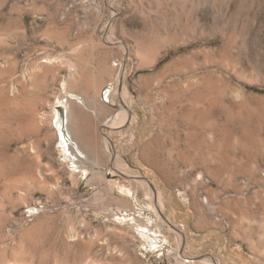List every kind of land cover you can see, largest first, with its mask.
<instances>
[{
	"label": "rangeland",
	"instance_id": "1",
	"mask_svg": "<svg viewBox=\"0 0 264 264\" xmlns=\"http://www.w3.org/2000/svg\"><path fill=\"white\" fill-rule=\"evenodd\" d=\"M64 81L102 100L76 108L87 177L50 122ZM205 259L264 264V0H0V264Z\"/></svg>",
	"mask_w": 264,
	"mask_h": 264
},
{
	"label": "bare ground",
	"instance_id": "2",
	"mask_svg": "<svg viewBox=\"0 0 264 264\" xmlns=\"http://www.w3.org/2000/svg\"><path fill=\"white\" fill-rule=\"evenodd\" d=\"M77 53V50H73V53L72 54H76ZM52 60V59H50ZM48 59H45L43 61L44 64H51V63H54V61H50ZM56 63V62H55ZM40 67V66H39ZM36 70V69H35ZM39 70V69H38ZM37 71V70H36ZM35 71V72H36ZM72 72H75V70L73 68H71ZM72 77H74V75L72 74ZM60 86V85H59ZM63 88H62V91H61V94L55 99L56 102L54 104H52L50 106V108L52 109V114H51V126L54 130V138L56 137V144L58 142H60V151L62 153L65 154L66 158H67V161L69 162L68 164H73L74 165V174L77 175V174H84L86 177L88 176L89 174V170L88 168L85 167V164L88 165L87 163H89L90 161H93V160H90V157L89 156L90 154H92V152H90L91 150H87V148L83 145V141L82 139L80 138V135H79V131H78V128H77V119H76V110L78 108H81L83 109V113L85 111H90L92 116H96L97 111L95 109L96 107V103H97V100L99 102L100 101V98L101 96L99 97V99H96V97L94 98V102H93V105L90 106V103L87 104V101L84 100V102L81 100V102H77V100H74V97L76 98H80L81 95L79 93H75V92H72L70 91V82L69 81H64L63 83ZM125 90V89H124ZM126 91V90H125ZM102 92V91H101ZM100 92V93H101ZM117 93V92H116ZM112 95V94H111ZM122 99L124 100H127V96H126V92H124L122 94ZM96 96V95H95ZM112 97V96H111ZM109 99H110V96H109ZM113 100V99H112ZM80 101V99H79ZM98 104V103H97ZM101 104H103L105 106V104L102 102ZM77 108V109H76ZM109 108V107H108ZM99 109V108H98ZM103 109H106V108H103ZM96 111V112H95ZM128 112L127 110H124L122 112H120L116 117L113 116L112 119L110 121H108V124H107V128L110 129V128H113V127H116V126H119L120 124L124 123L125 121H127V117H128ZM46 114H44L41 118L42 121H45L46 120ZM110 116V115H109ZM40 118V117H38ZM54 120H55V124H56V128L54 129ZM41 121V122H42ZM127 123V122H126ZM105 124V123H104ZM106 126V125H105ZM124 126V125H122ZM120 127V126H119ZM117 129V128H116ZM103 131V130H102ZM107 131V130H106ZM104 133V132H103ZM53 136V135H52ZM107 136V135H106ZM51 137V136H50ZM53 140V139H52ZM90 152V153H89ZM95 155V154H94ZM96 156V155H95ZM94 156V158H95ZM101 157V156H100ZM99 159L97 158H91V159H94V163L98 164L99 161L100 163H103L101 162V159L102 157ZM90 160V161H89ZM89 161V162H88ZM108 161V160H107ZM122 162V161H121ZM92 163V164H94ZM106 163V161H105ZM67 164V165H68ZM96 164H94L96 166ZM101 165V164H100ZM103 165V164H102ZM101 165V166H102ZM106 165V164H105ZM94 167V166H93ZM115 167L117 168H120L121 170L125 171L126 169L124 168V166H122L119 162H117L115 164ZM98 168V166H97ZM125 169V170H124ZM95 171V170H94ZM130 171V170H128ZM129 173V172H128ZM106 174V173H105ZM94 175V174H93ZM97 175V174H95ZM99 176V175H97ZM101 176V175H100ZM102 177V176H101ZM200 177V176H199ZM201 178V177H200ZM98 180L100 178H97ZM92 180V179H91ZM94 181V180H93ZM103 181H104V178H103ZM200 181V180H199ZM92 182V181H90ZM141 183V182H140ZM137 184V183H136ZM106 186L108 188V192H113L116 190L117 188V185L116 183L114 182H107L106 181ZM103 190V189H102ZM105 190V189H104ZM110 190V191H109ZM108 192L106 193L108 195ZM102 194V193H101ZM111 194V193H109ZM112 197V196H111ZM115 198V197H114ZM158 198V196H157ZM117 199V198H116ZM115 199V200H116ZM110 200V199H109ZM119 200V199H118ZM116 200V201H118ZM163 200V199H162ZM160 200V201H162ZM115 201V202H116ZM119 201H121L119 204L123 205L125 204L123 207L127 206L128 208H131L132 206V202L127 200V199H120ZM118 201V202H119ZM161 203V202H160ZM185 203V202H184ZM148 204H151V203H148ZM162 204V203H161ZM118 205V204H117ZM134 205V204H133ZM164 205V203H163ZM133 207V206H132ZM126 208V207H125ZM127 208V209H128ZM159 210L158 211H162L164 210L163 206L161 205V207H158ZM167 208V207H166ZM165 208V209H166ZM134 209V208H133ZM162 209V210H161ZM131 210V209H130ZM170 212V211H169ZM162 213V212H161ZM166 221V220H164ZM164 221L162 220V218L160 219V222H162V224L164 223ZM132 225L137 227V231L139 233V235L145 239L147 242L148 241H153L155 244H159V242H165V238H161L159 237L158 235H154V232L156 234L160 233V231H158V228L161 229L159 227V223L157 221L156 224L154 225L156 227V229L154 230V226H152V228H150V219L148 218H143L142 220H139V219H132ZM166 223V222H165ZM113 224V223H111ZM161 224V223H160ZM164 225V224H163ZM130 226V225H129ZM162 226V225H161ZM118 229V228H117ZM176 234H178V238H179V241H180V238L182 240V231H175ZM164 234V233H163ZM163 242V243H164ZM173 251V250H172ZM174 252V251H173ZM177 255V254H176ZM175 255V256H176ZM178 256V255H177ZM182 259H184L185 261V257L184 255H179ZM188 263H193L195 264L196 262L193 261H189ZM203 264H216L212 261H210L209 259H205L203 260Z\"/></svg>",
	"mask_w": 264,
	"mask_h": 264
}]
</instances>
